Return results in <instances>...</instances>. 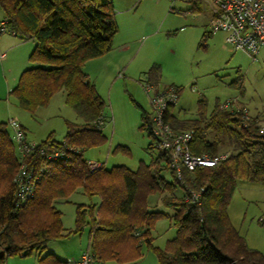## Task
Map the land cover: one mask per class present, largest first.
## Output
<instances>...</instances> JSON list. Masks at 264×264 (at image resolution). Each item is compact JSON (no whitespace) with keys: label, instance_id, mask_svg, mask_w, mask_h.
<instances>
[{"label":"trees","instance_id":"16d2710c","mask_svg":"<svg viewBox=\"0 0 264 264\" xmlns=\"http://www.w3.org/2000/svg\"><path fill=\"white\" fill-rule=\"evenodd\" d=\"M0 9L9 33L35 43L29 55L31 65L21 72L9 95L20 107L34 111L64 91L66 103L79 119L67 121L62 141L46 137L37 142L29 161L36 169L46 166L38 172L33 194L23 202L16 195L20 164L11 129L8 121H0V264L9 255H30L87 226L89 247L101 260H135L144 243L154 252L156 264H264L263 255L246 244L228 217L237 180L264 186V125L259 118L245 119V110L233 109L232 103L228 107L215 103L207 112L200 100L197 116L192 118H180L173 112L175 106L169 108L165 117L171 127L192 130V151L213 155L229 148L218 166L184 172L183 182L161 152L136 170L125 165L108 169L103 163L90 169L83 153L104 142L107 120L104 101L83 66L112 49L118 27L111 0H0ZM159 73L154 64L145 76L158 83ZM138 107L140 129L147 132L150 113ZM147 135L151 139L147 149H152L153 138ZM58 149H65L63 157L47 159L48 153ZM167 171L170 178L164 174ZM186 186L202 188L199 203L185 200ZM79 189L99 201L76 203L74 226L66 229L55 203ZM156 195L169 211L156 208L151 199ZM161 217L175 228L164 248L153 246L150 234ZM259 223L264 226V219ZM38 264L67 263L47 253Z\"/></svg>","mask_w":264,"mask_h":264},{"label":"rangeland","instance_id":"374dc122","mask_svg":"<svg viewBox=\"0 0 264 264\" xmlns=\"http://www.w3.org/2000/svg\"><path fill=\"white\" fill-rule=\"evenodd\" d=\"M183 2L191 7L199 6L200 11L194 12L197 15L185 12ZM111 4L118 27L112 45L116 57H109L108 63L114 62L107 69L102 65L105 58L91 65L92 79L104 101L105 140L84 151L88 161L101 162L108 169L125 165L136 170L141 163H150L158 154L154 145L147 149L151 139L140 129L138 107L139 104L150 110L141 79L154 64L160 68L158 83L161 86L180 88L175 108L184 118L197 116L200 100L204 101L207 112L215 103L222 105L228 101L237 109L238 99L250 109L256 107L264 112V45L259 48L258 60L252 62L243 51H233L225 43L223 33H209L208 0H111ZM1 20L7 26V21ZM30 45L24 43L9 54L3 66L0 65L3 69L0 71V121L15 117L26 125L29 138L51 137L62 141L67 121H79L66 103L64 91L55 93L46 106L34 111L20 107L7 93L8 85L22 71L20 64L30 62L32 45L31 50H26ZM121 48L124 49L121 51ZM228 149L223 147L220 151L229 152ZM97 200L79 189L69 195L68 201H58L55 205L63 212V225L69 227L74 225L76 203L89 204ZM228 217L246 244L264 257V226L259 223L260 218L264 219V186L259 182L237 180L228 204ZM156 221L159 235L156 243L164 248L175 228L168 227L164 217ZM79 237L75 234L63 242L51 241L46 248L30 255H9L4 264H38V259L52 250L58 257H66L70 250H76Z\"/></svg>","mask_w":264,"mask_h":264},{"label":"built area","instance_id":"2783aa9c","mask_svg":"<svg viewBox=\"0 0 264 264\" xmlns=\"http://www.w3.org/2000/svg\"><path fill=\"white\" fill-rule=\"evenodd\" d=\"M174 1V0H171ZM211 15L209 18V33L222 32L225 43L233 51H243L252 62L258 60L259 48L264 45V0H208ZM4 20H0V33L6 32ZM4 54H1L2 57ZM142 87L147 94L150 104V126L147 132L153 138V145L159 152L168 158V165L176 177L183 182L184 172H194L203 167L218 166L227 156L228 152L216 154L195 153L191 149L193 139L192 130H175L166 120V112L176 106L179 100L178 89L175 86H161L159 83L150 82L147 77L141 79ZM232 101L222 104L228 107ZM244 118L250 115L245 110ZM11 129L10 138L16 149L19 169L15 177L16 195L20 202L26 201L34 191L38 172L45 169V164L36 169L31 166L29 158L37 147V142L28 140L19 122L8 119ZM264 130V126L261 127ZM68 150H73L71 147ZM42 148L40 152H42ZM65 155V149L54 150L47 154V159H57ZM89 168L95 169L102 165L101 162L88 161ZM38 170V171H37ZM201 189L186 186L184 198L191 204L200 200ZM96 256L90 247L80 251L73 264H95Z\"/></svg>","mask_w":264,"mask_h":264},{"label":"crops","instance_id":"0c3cea01","mask_svg":"<svg viewBox=\"0 0 264 264\" xmlns=\"http://www.w3.org/2000/svg\"><path fill=\"white\" fill-rule=\"evenodd\" d=\"M186 1H188V2H190V0H186ZM182 7L183 8H185V9H187V11H185V12H199L200 11V7L199 6H193V7H191L189 4H186V3H184L183 2V4H182ZM183 14H186V13H183ZM196 13H194V15H195ZM197 15V14H196ZM210 15H211V11L209 12V16H208V23H209V18H210ZM1 19H4V15H3V12H2V10H1V12H0V20ZM222 33V32H221ZM24 43H31V45H32V50H33V48H34V45H35V43H34V40H32V39H21V38H19L18 36H16V35H13V34H10L9 32H5V33H0V55L1 54H4L2 57H0V65H2V64H4L3 63V61H6L7 60V58H8V56H9V54H11L13 51H15V49H18V48H21V46H23L24 45ZM25 45H27V44H25ZM31 45L30 46H28L27 47V49L26 50H31L30 48H31ZM26 47V46H25ZM124 48H121V51L123 50ZM32 50L30 51V53L32 52ZM109 57H113V58H115L116 57V55H115V57H114V48L111 50V51H108L107 53H105V54H103V55H101V56H99V57H95V58H92V59H89V60H87L85 63H84V66H83V70H84V72L87 74V76L89 77V79L94 83V81H93V79H92V76H91V72H92V64L93 63H95V61H97V59H103V58H105V60L102 62V65H103V68H105V69H107V68H109V66L110 65H113V62H114V60L111 62V63H108V60H109ZM21 65V68H22V71L24 70V69H26L27 67H29L31 64H30V62H28V63H25V64H20ZM3 66V65H2ZM1 70H3V69H0V71ZM21 70V69H20ZM21 71V72H22ZM9 71H7V73H8ZM5 74H6V72H5ZM21 74V73H20ZM2 76H5L3 73L1 74ZM18 78H19V76H18ZM18 78H14L13 79V81H12V84L11 85H8V92L7 93H9V91L16 85V83H17V81H18ZM94 85H95V83H94ZM96 87V86H95ZM236 106H237V109H244V110H246L248 113H249V115L250 116H252V117H256V118H259V120H261V122L263 123L264 122V112H263V110H260V109H258V108H256L255 107V109H250L248 106H247V104L246 103H243V102H240V100L238 99L237 101H236ZM148 111V110H147ZM150 111V110H149ZM148 111V112H149ZM173 112L175 113V115H177L178 117H180V118H184L181 114H180V112H179V110L177 109L176 110V108H174L173 109ZM10 118H14V119H16L18 122H19V124L21 125V127L23 128V130H24V132H25V135H26V138L28 139V140H31V141H34V142H40V141H42L43 139H41V140H36V139H33V138H29L28 137V133H27V127H26V125L25 124H23L20 120H18L17 118H15V117H8V119H10ZM8 121V120H7ZM164 174H165V176L167 177V178H170V174H169V172L167 171V172H164ZM78 191V190H77ZM76 192V191H75ZM69 197V196H68ZM68 197H67V199H60L59 201H68ZM158 195H156V196H153L151 199H152V202H153V204L155 203L156 205V208L157 209H159V210H163V211H165V212H167V211H169V209H166V208H164V207H162L159 203H158ZM97 201L96 202H98L99 201V198L97 197ZM58 202V201H57ZM56 202V203H57ZM96 202H94V203H96ZM61 211V210H60ZM62 212V211H61ZM62 224H63V212H62ZM74 219H75V209H74ZM166 219V221H167V223H168V227H171V224H170V220L168 219V218H165ZM157 223H158V221H156L155 222V224H154V226L150 229V234H151V237H152V245L153 246H157V247H160V248H163V247H161V246H159L157 243H156V239H158L159 238V235L157 236V234L158 233H156V226H157ZM74 225H72V226H69V227H65L64 225H63V227L64 228H66V229H69V228H72ZM89 227L87 226V227H85V235H84V238H83V240H82V235H83V233H84V231H81L80 233H76V234H79L80 235V237H79V244L77 245V247H76V250H70L68 253H66V257H58L57 255H56V252H54L53 250L52 251H50L49 253H51V254H53L55 257H57L58 259H60V260H62V261H65L67 264H73L72 263V259L73 258H76L75 257V253L79 250V251H81V249H84V248H86V247H89V241H90V237H89ZM169 230H170V228H169ZM172 234V233H171ZM175 234V233H174ZM71 235H75V234H71ZM71 235H69L68 237H65V238H62V239H59L61 242H63L64 240H67V239H69L70 238V236ZM170 236H174V235H170L169 234V237L166 239V242L169 240V239H171L172 237H170ZM79 251H78V253H79ZM77 253V254H78ZM157 263V259H156V256H155V254H154V252L151 250V249H149L146 245H144V243H142L141 244V250H140V256L137 258V259H135V260H132V261H125V262H120V261H118V260H116V259H113V258H109V259H104V260H101V259H97L96 258V262H95V264H156Z\"/></svg>","mask_w":264,"mask_h":264}]
</instances>
